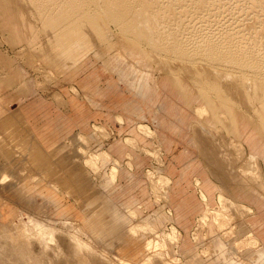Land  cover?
Here are the masks:
<instances>
[{"label": "rangeland", "instance_id": "374dc122", "mask_svg": "<svg viewBox=\"0 0 264 264\" xmlns=\"http://www.w3.org/2000/svg\"><path fill=\"white\" fill-rule=\"evenodd\" d=\"M33 1L44 2L30 4ZM129 1L0 0V59L6 63V67L0 64V264H264V251L257 247L253 235L237 224L250 212L248 207L220 195L217 205L207 207L197 217L192 240L189 238L192 244L187 247L180 235L184 234L182 223L177 224V230L169 217L163 222L147 214L159 203L154 202L142 174L136 178L140 190L123 182L124 188L112 194H106L109 189L103 191L100 186L104 172L92 174L87 178L99 185L79 188L73 196V191L60 188L55 181L62 172L49 179L41 151L15 115L24 99L40 93L53 101L55 91H67L71 82L64 79V74L69 68L76 86L93 73L101 77L100 87L105 88L106 80L116 85L107 96H91L90 101L85 98L79 102L82 113L96 112L95 120L101 121L107 113L111 114L108 110L116 100L131 96L119 74L111 69L113 60L125 61L114 63L117 68L129 61L131 66L144 67L147 80L187 85L197 92L200 86L197 79H192L196 72L202 71L198 83L211 87L216 74L230 76L227 81L248 78L252 69L247 60L264 59V0H214L218 9L216 4L193 5L192 0H150V4ZM19 13L30 20H10ZM28 29L32 30L26 31L27 35H9ZM76 41L81 42L82 48L69 49ZM208 44L231 57L237 56L240 62L207 61L203 55L208 52ZM170 46L180 51L170 50ZM161 48L162 51H155ZM184 48L191 53V60L186 59ZM66 49L69 50L64 54ZM81 55H85L83 60L72 65L73 59ZM249 92L254 93L253 86ZM207 94L213 101L224 99L231 108L240 110L224 96L218 97L213 91ZM172 99L183 106L175 96ZM182 109L191 113L185 106ZM194 128L202 132L200 125L195 124ZM108 129L109 138L105 139V132L95 133L99 137L87 143L76 137L75 130L67 147L52 161L66 154L69 167L81 165L84 153L80 147L94 152L117 138V124L110 120ZM139 129L151 134L145 126ZM211 132L214 134L205 136L214 143L220 157L223 151L228 154L234 165L233 173H229L235 177L225 183L205 171L201 149H208L206 143L197 146L187 142L190 158L203 178L234 198L239 186L250 183L242 180L240 171L236 172L238 167L247 166L246 158L237 155L226 130ZM185 145L186 141L180 143L165 156V161L176 163L182 159ZM153 156L158 158L157 154ZM140 158L151 168L161 167L149 155ZM98 160L96 157L95 165ZM101 162H105V157ZM178 165L181 169L183 161ZM227 167L231 170L230 165ZM252 171L255 174L257 168ZM114 174L113 169L112 177ZM148 178L153 191L168 180L156 171H150ZM145 188L147 192L143 194ZM104 197L116 204L136 198L140 205L134 207L144 211H117L104 202ZM88 200L95 204L86 205ZM88 208L90 212L81 211Z\"/></svg>", "mask_w": 264, "mask_h": 264}, {"label": "crops", "instance_id": "0c3cea01", "mask_svg": "<svg viewBox=\"0 0 264 264\" xmlns=\"http://www.w3.org/2000/svg\"><path fill=\"white\" fill-rule=\"evenodd\" d=\"M43 2L33 1L30 4L41 5ZM129 3L150 4L152 2L150 0H130ZM191 3L193 5L216 4V9L219 6L214 0H203L202 2L192 0ZM21 15V13L16 14L15 17L11 15L10 20H30L31 18ZM59 15L58 13V17ZM62 15L64 16V13ZM58 17L52 19L56 20L55 18L58 19ZM6 18L1 19L7 20ZM29 30L32 29L21 33L10 32L9 35H27L26 31ZM170 47V50L180 51V49ZM75 48H82L80 41H76L69 49ZM69 49H66L64 54ZM155 51H162V48L155 49ZM184 51L186 59L191 60V53H188L185 48ZM203 56L207 58V61L212 62L220 60L232 63L240 62L237 56L235 58L226 51H217L213 44H208V52ZM84 57L85 55H81L74 58L71 64L81 62ZM247 61L248 66L252 69L248 78L242 77L227 81L230 76L216 74L211 87L198 83L202 71L194 73L196 76L192 75V79H197L196 83L200 86L198 87L199 91L195 92L188 89L187 85H169L165 82H157L155 78L147 80L144 67L131 66L129 61L130 64L127 63L128 65L117 68L114 63L122 64L125 61L113 60L111 69L119 74V80L126 84L125 89L130 92L131 96L116 100L112 104V108L108 110L111 114L107 113V116L101 121L95 120L96 112L91 115L82 113L79 102L85 98L90 101L91 96H107V92L115 89L116 85L106 80L105 88L100 87L101 77L97 73H93L76 86L72 83L75 78L69 68L64 74V79L71 82L67 91H55L52 95L53 101H48L40 93L36 96L30 95L31 98L27 97L30 98L29 100L24 99L16 107L15 115L27 127V135L31 136L34 144L41 151L42 159L48 166L46 174L49 179L59 171L62 172L57 178L54 177L55 181L60 188L69 192L73 191V196L77 195L79 188L89 189L99 185L87 178L92 174L98 176L104 172V180L100 182V186L104 189L103 191L109 189L106 194L123 189V182L125 185L131 184L132 188L137 187L140 190L136 178L142 174L147 181L148 190L154 197V202L159 203L158 208L147 212V214H152L155 219L159 217L163 222V218L169 217L170 223L176 229L177 224L182 223L184 234L178 232L182 237V242L185 239L188 247L192 244L189 238L192 240L197 217L203 214L207 207L217 205V199L221 195L249 208L250 212L237 224L241 229L250 232L256 240L257 247L264 251V59L251 57ZM0 64L2 67H6L5 61L1 59ZM245 79H247L246 82ZM250 85L253 86L254 93L249 92V88L252 87ZM212 91L218 97L224 96L240 110L231 108L224 102V99L222 101L219 98L218 101L211 100L207 93ZM172 95L183 106L189 108L191 113H184L183 106H179L172 99ZM110 120L118 126V129L114 130V135L117 138H114V141L109 142L105 147L100 145L99 149L94 152H87L83 147H80L81 153H84L81 165L69 167V157L66 154H62L57 160L52 161L55 154H59L67 147L66 143L71 141V135L75 130H77L76 137L86 143L99 137L97 135L102 132L106 134L105 139L109 138ZM195 124L200 125L202 132H196ZM97 126H101L102 130H98ZM140 126L147 127L151 134L147 135L142 132L139 129ZM221 129L226 130L230 137V144L235 147L238 156H245L247 163L245 167H238L239 170L236 172L240 171L242 180L246 179L250 183L239 186L234 198L224 193L210 179L201 176L194 166V161L190 158L191 152L187 148V142L197 146L206 143L208 149L204 151L201 149V155L206 162L205 171L213 173L215 177L228 183L235 177L229 173L234 169V165L230 164L226 152L223 151L220 157L214 143L205 136V133L214 134L211 131ZM127 139L132 141L128 142ZM62 141L63 143L60 144ZM185 141L183 158L177 160L176 163H173L172 160L166 162L165 156L172 153L180 143ZM153 153L158 155L157 159ZM144 155L151 156L161 167L151 168L145 160L140 158ZM96 157L99 160L95 165ZM103 157H105V162H101ZM181 161H183V165L179 169L178 164ZM229 165L231 170L227 167ZM251 167L257 168L255 174H253V169L250 170ZM105 168L108 169L105 170ZM113 169L115 177H112ZM150 171L159 172L168 179L164 180L165 184L157 187V191H153L151 187L148 178ZM236 176L238 177V173ZM142 192L146 194L147 189H143ZM104 198V202L115 207L117 211L127 213L133 209L139 213L144 211V208L134 207V205H140L136 198L128 199L121 204L114 203L110 198ZM76 202L78 204L79 201ZM84 203L89 206L95 204L94 201L89 200ZM81 211L87 213L90 212V209H81Z\"/></svg>", "mask_w": 264, "mask_h": 264}, {"label": "bare ground", "instance_id": "6f19581e", "mask_svg": "<svg viewBox=\"0 0 264 264\" xmlns=\"http://www.w3.org/2000/svg\"><path fill=\"white\" fill-rule=\"evenodd\" d=\"M176 1V0H175ZM210 3V2H209ZM214 210V209H213Z\"/></svg>", "mask_w": 264, "mask_h": 264}]
</instances>
